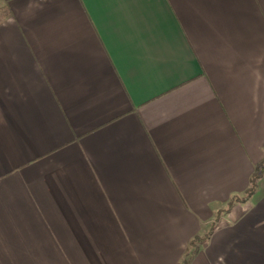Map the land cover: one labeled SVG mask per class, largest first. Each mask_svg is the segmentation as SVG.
Returning <instances> with one entry per match:
<instances>
[{
	"label": "crops",
	"instance_id": "0c3cea01",
	"mask_svg": "<svg viewBox=\"0 0 264 264\" xmlns=\"http://www.w3.org/2000/svg\"><path fill=\"white\" fill-rule=\"evenodd\" d=\"M0 8V264H264V0Z\"/></svg>",
	"mask_w": 264,
	"mask_h": 264
},
{
	"label": "trees",
	"instance_id": "16d2710c",
	"mask_svg": "<svg viewBox=\"0 0 264 264\" xmlns=\"http://www.w3.org/2000/svg\"><path fill=\"white\" fill-rule=\"evenodd\" d=\"M9 12L5 9V8H0V23L8 16ZM257 179V176L254 175L253 178H252V181H251V188L250 190L247 192V194L251 193L255 187V181ZM208 234H206L205 236H208ZM202 241V238L201 239H196L194 241L195 242H201ZM196 251V250H195Z\"/></svg>",
	"mask_w": 264,
	"mask_h": 264
}]
</instances>
